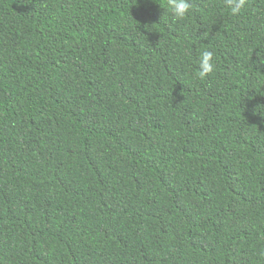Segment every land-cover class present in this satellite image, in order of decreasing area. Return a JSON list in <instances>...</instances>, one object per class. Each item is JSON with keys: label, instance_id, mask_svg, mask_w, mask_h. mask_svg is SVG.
I'll return each mask as SVG.
<instances>
[{"label": "trees", "instance_id": "trees-1", "mask_svg": "<svg viewBox=\"0 0 264 264\" xmlns=\"http://www.w3.org/2000/svg\"><path fill=\"white\" fill-rule=\"evenodd\" d=\"M189 3L0 0V264H264V0Z\"/></svg>", "mask_w": 264, "mask_h": 264}, {"label": "clouds", "instance_id": "clouds-1", "mask_svg": "<svg viewBox=\"0 0 264 264\" xmlns=\"http://www.w3.org/2000/svg\"><path fill=\"white\" fill-rule=\"evenodd\" d=\"M224 6L231 10V15L238 16L245 10L248 0H223ZM167 8L177 21L187 19L193 11V5L189 0H167ZM215 56L213 52L204 51L200 57L199 71L197 76L200 80H205L215 71Z\"/></svg>", "mask_w": 264, "mask_h": 264}]
</instances>
